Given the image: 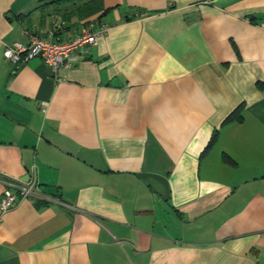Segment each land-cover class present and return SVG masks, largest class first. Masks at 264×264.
<instances>
[{"label":"crops","instance_id":"1","mask_svg":"<svg viewBox=\"0 0 264 264\" xmlns=\"http://www.w3.org/2000/svg\"><path fill=\"white\" fill-rule=\"evenodd\" d=\"M102 1L0 0V197L48 198L4 214L0 264H264V0ZM98 17L70 68L3 55Z\"/></svg>","mask_w":264,"mask_h":264},{"label":"built area","instance_id":"2","mask_svg":"<svg viewBox=\"0 0 264 264\" xmlns=\"http://www.w3.org/2000/svg\"><path fill=\"white\" fill-rule=\"evenodd\" d=\"M107 30V25L93 20L86 23L80 32L69 40H60L59 38L49 40L34 35L30 36L28 44L14 42L12 46L6 47L3 55L14 63L39 56L55 74L61 67L70 68L77 57L86 56L91 47L97 44L99 37ZM6 185L0 197V223L4 214L13 208L20 199L29 198L33 201L48 199L40 192L34 178H30L26 182L12 181Z\"/></svg>","mask_w":264,"mask_h":264},{"label":"trees","instance_id":"3","mask_svg":"<svg viewBox=\"0 0 264 264\" xmlns=\"http://www.w3.org/2000/svg\"><path fill=\"white\" fill-rule=\"evenodd\" d=\"M77 1H80L81 3L77 6L73 5V10L72 13H70V15L73 14H77L80 18H88L91 17L93 15H96L98 13L102 14L105 11H107V9L104 8L103 5V1L102 0H68L69 3H73L75 4ZM134 17V15H130L127 16L125 18V20H131ZM97 20L99 19L96 18ZM100 22V20H98ZM240 110H241V105L238 106L229 116L228 118H226V121H231L233 119L236 120H241V115H240ZM217 137V132H214V134L212 135V138L210 139V141L208 142V147H210L213 142L216 140ZM36 203H46V200H36Z\"/></svg>","mask_w":264,"mask_h":264}]
</instances>
